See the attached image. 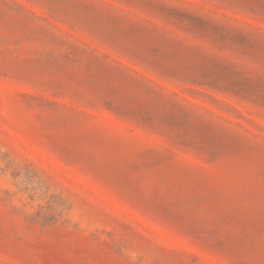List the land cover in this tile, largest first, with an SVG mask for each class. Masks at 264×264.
<instances>
[{"label":"rangeland","instance_id":"1","mask_svg":"<svg viewBox=\"0 0 264 264\" xmlns=\"http://www.w3.org/2000/svg\"><path fill=\"white\" fill-rule=\"evenodd\" d=\"M0 264H264V0H0Z\"/></svg>","mask_w":264,"mask_h":264}]
</instances>
